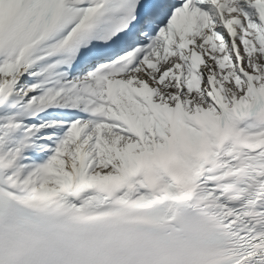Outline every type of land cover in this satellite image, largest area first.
<instances>
[{"label": "snow or ice", "instance_id": "snow-or-ice-1", "mask_svg": "<svg viewBox=\"0 0 264 264\" xmlns=\"http://www.w3.org/2000/svg\"><path fill=\"white\" fill-rule=\"evenodd\" d=\"M0 264H264V0H0Z\"/></svg>", "mask_w": 264, "mask_h": 264}]
</instances>
